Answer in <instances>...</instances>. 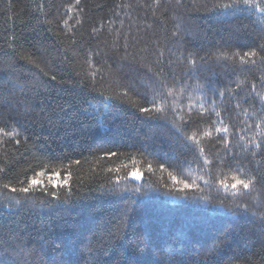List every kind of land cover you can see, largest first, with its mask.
<instances>
[{"label": "trees", "instance_id": "obj_1", "mask_svg": "<svg viewBox=\"0 0 264 264\" xmlns=\"http://www.w3.org/2000/svg\"><path fill=\"white\" fill-rule=\"evenodd\" d=\"M218 2L0 0V89L19 101L0 109L6 131L18 133L0 132V261L264 264V183L235 201L246 214H230L233 198H225L217 182L234 173L204 167L171 128L173 121L180 125L178 117L187 119L189 103L196 105L193 115L204 105L205 127L212 121L218 126L215 113L221 112L243 129L236 136L230 129L229 154L237 155L245 173L264 178V148L251 145L264 140L255 128L260 122L264 131V13L253 8L221 15L213 10ZM251 50L258 55L246 65L238 56L217 58ZM28 55L34 64L21 59ZM157 76L174 88L175 103L168 107L177 111L168 114L167 125L138 111L148 106L142 97L152 98ZM219 135L198 136L210 162L225 155ZM109 150L118 156H104ZM133 154L139 181L123 179ZM117 167L118 188L117 174L108 171ZM52 168L74 173L71 196L62 190L54 201L40 191L25 197L3 187L18 188L33 169ZM169 172L196 181L188 200L165 195ZM125 187H140L143 194L121 191ZM81 240L91 252L81 255Z\"/></svg>", "mask_w": 264, "mask_h": 264}, {"label": "snow or ice", "instance_id": "obj_2", "mask_svg": "<svg viewBox=\"0 0 264 264\" xmlns=\"http://www.w3.org/2000/svg\"><path fill=\"white\" fill-rule=\"evenodd\" d=\"M79 3V0H77V4ZM255 9L257 12L264 13V0H221V2H218L213 10L219 11L221 15H227L229 12H231L232 15H237L239 12L245 9ZM71 11V8L68 9ZM251 15V13H249ZM65 23H67L65 21ZM175 35V34H174ZM262 49H264V46H261ZM258 55L257 50H251L246 51L242 55L233 54V56H229L228 53H222L217 58L226 60V59H233L235 56H238L239 61L242 65H246L248 63V59L246 58H252L256 57ZM262 61H264V56L260 57ZM21 59L25 60L29 64H34V60L30 55L23 56ZM189 63H194V61H189ZM255 63V61H253ZM41 71H43L41 69ZM47 75V73H45ZM93 77L96 75V73L91 74ZM51 80L55 81L57 77L55 75H52L50 77ZM175 84V81L173 80V85ZM185 89H181V91H184ZM208 91H211L213 93V96L217 95V91L215 88H212L210 85L208 86ZM124 95H127V92L124 93ZM174 88L173 86H170L167 81L161 80L160 77H156L154 80V89L152 92V98L149 99L147 96L142 97L144 99L145 104L148 106H140L138 108V111L141 115L144 116V118L148 121L153 122H160L163 121L164 125H167L168 122V114L172 113L175 115L177 109L175 107L169 108V103H175V101L170 100V98L174 97ZM220 97H223L226 95V91H220L218 93ZM191 99V97H189ZM261 100L264 101V97H261ZM133 105H135V101L132 102ZM215 101H213V104ZM13 104H19V101H17L13 95L12 92L0 89V109L5 108H12ZM196 105L194 103L188 104V114L187 119H185L183 116L178 117L180 121V125L177 127L175 121L172 122L171 128L175 129L174 136L177 140H181L183 147L189 149L196 155V159H202L203 160V166L210 168L212 165H216L221 172L224 168H228L229 171L233 172L234 174L231 176L230 181L225 178L219 180L218 187L223 189L225 198L232 197L233 198V207L230 209H227V211L232 214H246L248 212V208L242 206L240 203H236L238 197L249 195L252 191L256 190V185L258 183H264V178H259L253 175H248L243 171L242 168L238 167L239 160L237 159V155L233 152L230 153V149H228V143H229V132L230 129H233L232 132L233 136L239 135L243 131V129L238 128L235 124L226 122L222 116L223 114L221 112H216V117L220 118L218 121H212L211 123L207 124V127H205L206 117H207V110L204 109V105L200 104V112H197L195 115L192 114V109L195 108ZM11 119V118H9ZM231 119V118H230ZM261 121L264 122V116L261 117ZM0 122H3V127H0V132H5L9 136H18V133L16 132L15 128L11 132H7L8 123L6 120H4V117L2 113H0ZM255 128L257 129V132L259 135L264 136V131H261V123L258 122L255 125ZM190 130L189 135H184V133L188 132ZM215 131L219 135L216 137L219 141L223 142L226 148L225 155L223 157H217L216 160L209 161L207 158V155L205 154L206 150L204 147L200 146V140L198 139V136H202L204 138L212 137V131ZM243 139V137H240ZM17 144L20 143L19 139H17ZM251 145L254 148H264V140L261 142H257L255 139L251 141ZM246 151H250L251 149L248 148V146H245ZM253 155H256L255 152H253ZM104 156L106 157H117L118 153L115 151H107L104 153ZM235 162V163H234ZM77 164L79 161L76 162ZM137 160L135 158V154L131 157V168L126 171V175L123 177V179H133L139 181L141 179L142 173L140 169L136 166ZM47 167V166H45ZM127 168V166H125ZM161 172L165 171V165H160ZM0 171H3L0 169ZM33 175L28 176L25 175L23 179L18 180L19 187H11L9 184H4L3 187L5 189H9L13 193H22L25 197L29 196L30 194H33L37 191L42 192L45 196L51 195L52 200L58 201L59 200V192L62 190H67V195L71 196V185L73 182V175L74 173L70 170H65L63 173L59 171L56 168H52L49 172L44 171H35L34 169ZM109 172L116 173V178L114 181L115 186L118 188L120 181L122 177L119 175L121 172V168L117 167L115 169H108ZM147 171L152 172L153 171V165L148 164ZM211 173L209 172V175ZM169 177L171 180V184H165L164 187L168 189L167 192H165V195H174L176 198H183L185 200H188L190 198V193L194 192L199 186L196 184V181L193 180L189 182L186 179H178L176 175H173L171 172H169ZM206 183H208L206 181ZM103 187V186H102ZM121 191H134L137 195H141L142 189L140 187H135L134 189H128L125 187ZM112 194H119L117 191H113ZM178 194V195H177ZM16 203H20L19 200L16 201ZM67 203V201H65ZM221 207H223V203L221 202ZM261 223L264 224V218L261 219ZM81 245H84V248L81 251V255H83L84 251L91 252V249L87 247L84 240L80 241ZM5 244H7V239L5 240ZM0 264H8L7 259L0 261ZM12 264H17L15 260L12 261ZM126 264H132L131 261H127ZM178 264H188L185 260L178 261Z\"/></svg>", "mask_w": 264, "mask_h": 264}]
</instances>
